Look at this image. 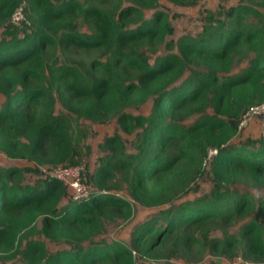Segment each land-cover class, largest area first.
I'll return each instance as SVG.
<instances>
[{"label": "trees", "instance_id": "obj_1", "mask_svg": "<svg viewBox=\"0 0 264 264\" xmlns=\"http://www.w3.org/2000/svg\"><path fill=\"white\" fill-rule=\"evenodd\" d=\"M200 1L0 0V261L264 264V0ZM110 122L75 199L51 168Z\"/></svg>", "mask_w": 264, "mask_h": 264}, {"label": "rangeland", "instance_id": "obj_2", "mask_svg": "<svg viewBox=\"0 0 264 264\" xmlns=\"http://www.w3.org/2000/svg\"><path fill=\"white\" fill-rule=\"evenodd\" d=\"M221 1H226V0H221ZM219 0H209V2L207 3V7H214L218 4ZM175 11L179 12L181 11V7L178 6H174L173 8ZM175 22L179 25L181 23V25H183L182 30L185 31L187 29V27H190L189 30H195L197 28V23L193 22V20L191 18H188L186 15H180L175 17ZM195 21V20H194ZM256 118V119H252V118ZM250 120L248 127L247 124H245L244 126L241 127L240 131H239V135H238V139H236L235 141H238L240 139V137H243L245 135L250 134L251 136H258L260 133V128H261V123H260V119L257 116H253ZM112 122H110L109 124H102V123H94L92 125V129L93 132L90 131V134L87 137V140H85L82 144V148H81V159L80 162H82L84 164V168L85 169H92L94 167V163H95V157L98 155V149L96 148V144L97 142H99L104 134L108 131V126H112ZM89 128V126H87ZM101 127V128H100ZM91 144H93L95 150L92 152L91 156L88 153V150H86V147L89 146ZM1 155V153H0ZM2 156V155H1ZM89 167V168H88ZM27 179L32 178V175H26ZM207 180L203 177L202 179L199 180V188H203L204 184H207ZM111 233L112 232H120L123 231V229L126 227V222L122 223L120 221V223L116 224H112L108 226ZM0 264H21L20 261H18L17 259H11L8 261H0Z\"/></svg>", "mask_w": 264, "mask_h": 264}, {"label": "built area", "instance_id": "obj_3", "mask_svg": "<svg viewBox=\"0 0 264 264\" xmlns=\"http://www.w3.org/2000/svg\"><path fill=\"white\" fill-rule=\"evenodd\" d=\"M22 5L23 2L22 4L18 5L11 14V22L13 24L19 25L26 21ZM253 116H257L260 119L261 125H263L264 103L249 107L242 115L239 126L242 127L247 124ZM215 153L216 149H210L207 156L209 157L211 154ZM84 170V164L79 162L73 166H54L51 168L50 174L60 179L71 188L73 198L87 199L90 195V192L83 181L82 174ZM231 264H250V262L238 258L235 262H231Z\"/></svg>", "mask_w": 264, "mask_h": 264}, {"label": "crops", "instance_id": "obj_4", "mask_svg": "<svg viewBox=\"0 0 264 264\" xmlns=\"http://www.w3.org/2000/svg\"><path fill=\"white\" fill-rule=\"evenodd\" d=\"M236 0H226V1H221V3L222 4H224V5H229V4H232L233 2H235ZM201 3H199L197 6H194V7H185V8H183V9H181L182 11H184L185 13H188V14H190V15H195V16H197V13H196V8L197 7H199V6H202V5H204V6H207V3L209 2V0H202V1H200ZM194 17V16H193ZM253 119V118H252ZM252 119H250V120H252ZM257 120V119H256ZM250 122V121H249ZM248 122V123H249ZM112 124H113V122H112ZM93 125V124H92ZM248 125L249 124H247V127H248ZM101 128V127H100ZM108 128V131L109 130H111L112 128H113V125L112 126H108L107 127ZM261 129V128H260ZM261 131V130H260ZM95 150V148H94V146H93V144H91L90 143V145H89V154H90V156H91V154H92V152ZM89 168V167H88ZM90 169V168H89ZM123 230H126V227L123 229Z\"/></svg>", "mask_w": 264, "mask_h": 264}]
</instances>
